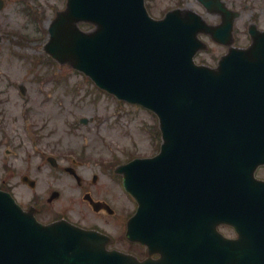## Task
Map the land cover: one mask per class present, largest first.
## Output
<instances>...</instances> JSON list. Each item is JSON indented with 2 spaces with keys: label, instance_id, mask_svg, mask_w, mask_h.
I'll use <instances>...</instances> for the list:
<instances>
[{
  "label": "water",
  "instance_id": "95a60500",
  "mask_svg": "<svg viewBox=\"0 0 264 264\" xmlns=\"http://www.w3.org/2000/svg\"><path fill=\"white\" fill-rule=\"evenodd\" d=\"M142 3L67 0L49 29L45 49L60 62L70 61L100 88L159 116L160 154L121 170L140 204L127 237L160 252L162 259L139 263L107 252L105 238L96 233L66 224L41 226L0 193V264H204L197 243L212 225L210 208L224 185H233L242 160L264 159V32L252 31L251 46L225 56L217 70L196 67L192 56L200 45L195 35L202 26L177 25L174 13L162 22L148 20ZM79 22L95 29L82 33L76 28ZM184 174L192 183L190 213L181 204L187 199L184 187L178 188L175 180L172 188L174 177ZM230 200L226 211L238 204L241 216L222 221L238 222L264 247L263 197L241 195L235 188ZM181 236L194 237L191 253L184 240L175 243ZM244 251L240 263L229 252L235 260L229 264H256V255Z\"/></svg>",
  "mask_w": 264,
  "mask_h": 264
},
{
  "label": "rangeland",
  "instance_id": "374dc122",
  "mask_svg": "<svg viewBox=\"0 0 264 264\" xmlns=\"http://www.w3.org/2000/svg\"><path fill=\"white\" fill-rule=\"evenodd\" d=\"M178 1L181 2L154 0V4L148 1L147 7L153 17L161 18L177 6ZM64 3L65 0H1L0 185L11 186L14 197L24 206L36 199L38 204L49 209L46 217L50 216V211L55 213L68 206V215L78 217L82 211L84 216L87 212L95 219V215L88 213L84 204L76 200L79 189L63 172L70 160L83 157L85 164L78 173L84 181L90 179L92 171L99 175V182L93 189L108 199L115 216L119 214L124 220L133 211V201L123 200L117 188L119 203L108 197L109 182L102 173L107 170L102 165L106 161L126 162L134 157L156 154L160 143L157 120L149 111L120 102L99 90L87 77L67 65H58L45 53L48 24L56 12L63 9ZM239 27L245 35L247 26ZM218 51L221 50L215 52ZM212 58L202 53L196 55L195 62L214 66L216 61ZM58 66L65 75L63 82L51 77ZM60 77L56 74V78ZM20 86L24 95L18 89ZM81 118L87 119V123H80ZM28 125L33 128L35 138L33 131L26 129ZM6 149L12 152L5 155ZM47 155L56 159L55 168L47 162ZM24 175L35 181L33 189L21 182ZM257 176L264 178V168ZM101 183L107 186L102 188ZM52 191L60 194L47 205ZM77 206L79 208L75 209ZM115 220V225L110 222L108 229L116 240L115 245L129 252H139L138 247L129 246L119 238L124 226L118 223L117 217ZM220 231L232 236L228 227H220Z\"/></svg>",
  "mask_w": 264,
  "mask_h": 264
},
{
  "label": "flooded vegetation",
  "instance_id": "af4514ba",
  "mask_svg": "<svg viewBox=\"0 0 264 264\" xmlns=\"http://www.w3.org/2000/svg\"><path fill=\"white\" fill-rule=\"evenodd\" d=\"M188 1V4H190L188 7H194L199 10L212 25H233V39H236L234 37V25H264V0H220L224 5L223 12L216 7L209 8V12L199 0ZM209 1L215 2L216 0ZM84 194H89L95 201L101 204L100 207H105L104 204L107 202L100 198L98 193L84 191ZM36 214L39 215L38 211H36ZM83 217L79 215L78 217L67 219L76 225L84 227L92 226L91 222L86 221ZM102 223L104 226L108 225L107 220H103Z\"/></svg>",
  "mask_w": 264,
  "mask_h": 264
}]
</instances>
